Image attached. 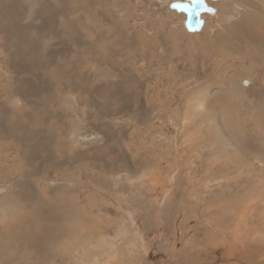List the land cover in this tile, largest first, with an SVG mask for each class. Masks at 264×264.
<instances>
[{"label":"rangeland","instance_id":"1","mask_svg":"<svg viewBox=\"0 0 264 264\" xmlns=\"http://www.w3.org/2000/svg\"><path fill=\"white\" fill-rule=\"evenodd\" d=\"M47 1H0L25 42L36 7L54 39L39 55L65 54L59 83L28 75L53 98L30 99L46 109L41 159L28 167V144L0 136L15 169L0 178V264H264V0H204L193 33L175 8L191 0ZM6 45L0 91L8 80L6 107L23 116L33 105L14 87L29 78Z\"/></svg>","mask_w":264,"mask_h":264},{"label":"bare ground","instance_id":"2","mask_svg":"<svg viewBox=\"0 0 264 264\" xmlns=\"http://www.w3.org/2000/svg\"><path fill=\"white\" fill-rule=\"evenodd\" d=\"M1 1V0H0ZM51 2H55L56 0H48V5ZM215 1V0H214ZM46 2V3H47ZM44 3V4H46ZM1 4V3H0ZM56 4V3H55ZM176 4V3H175ZM197 5H201V8H195V6ZM256 5V4H255ZM257 6V5H256ZM178 10H180L181 12H183L185 14L186 20H185V29H187L190 33H193V31H196L200 28V25L202 23V16L200 14L207 12L209 9L207 8V6L205 5V2L203 0V2H198V0H191L189 3H183L181 2L180 4H177L176 7ZM260 10V9H259ZM36 7H33V10H29L27 12L26 18L25 20L27 21H31L29 22L31 25V29L33 30L32 35H28V39H30V41H28V39H26L27 42H29L28 44H26L27 42L21 40L22 36L19 35V33H23L22 29H21V23L18 22L19 20H13L9 17V13L8 11H0V37L1 39H3V41L7 42L6 45V52L8 51V56H9V62L8 64L18 73L17 75H28L29 74H34L36 71L37 72H41L42 70L44 71H51L54 74V81L57 83H59L61 78L63 77V70L61 69L60 66V62H61V58L63 57L62 52H46L47 54H41L39 55L37 47L35 44H38L39 40L41 39V41H45L43 44L45 47H48V45H52V41H54V39L50 36V35H44L45 33H47L46 31L44 32V30H42L43 32H39L38 31V25H34L32 23H37L38 21H34L35 18V12ZM58 11V10H57ZM195 12L197 14V16H199V24L194 27L193 29L190 27L189 25V15L191 13ZM13 14H15V12L12 11ZM38 14V13H37ZM11 15V14H10ZM13 16V15H11ZM9 17V18H8ZM9 19H11L12 21H10ZM19 19V18H18ZM62 20V19H61ZM42 25V24H41ZM202 26V25H201ZM45 27V26H44ZM85 27V26H84ZM261 27V26H260ZM84 29V28H83ZM70 33L67 35L68 37H71V34H73V31H69ZM28 33V32H27ZM51 33V32H50ZM24 35V34H23ZM61 35V34H60ZM57 37V36H56ZM20 38V39H19ZM59 39V38H58ZM20 40V41H19ZM61 40V39H60ZM51 41V42H50ZM73 41V40H72ZM71 40H69V42H72ZM2 42V40H1ZM30 44V45H29ZM48 44V45H47ZM56 44V43H55ZM79 44L81 43H70V45L72 47H74L75 45L78 47H83L80 46ZM110 44V43H109ZM33 46V47H32ZM57 46V45H56ZM29 47H31V49H29ZM5 52V53H6ZM69 52V51H68ZM35 55V56H34ZM257 55V54H256ZM27 58V59H25ZM7 59V58H6ZM5 59V60H6ZM6 60V62L8 61ZM20 63L22 64V66L20 65ZM7 64V63H6ZM14 64L16 66H14ZM66 65V63H64ZM71 64H69L70 67ZM264 65V64H263ZM8 70L11 69L9 66ZM5 68V67H4ZM12 69V70H13ZM9 70V71H12ZM13 71V72H15ZM76 72V71H75ZM74 72V73H75ZM10 73V72H9ZM77 73V72H76ZM13 75V74H12ZM41 75V74H40ZM44 75V74H43ZM7 76V75H5ZM16 76V75H15ZM26 77V76H25ZM31 77V76H30ZM28 77L29 79H23L22 77H16V82H15V87L14 90L16 91V93L19 95L20 98L22 99H40L42 94L44 92L49 93V96H47V100L49 101L52 97L51 94L49 92L48 89V81H44L43 78L45 76H43V78H39L38 76H36L34 79ZM41 77V76H40ZM49 77V76H48ZM80 77V75L78 74H74L72 77H69V79H71V83L74 84L73 87L75 88V91H77V88H79L82 83L80 81V83L76 82V79ZM19 78H22L21 80ZM7 79V77H6ZM41 79V80H39ZM48 79V78H47ZM81 79V78H80ZM5 80V79H3ZM2 81V79L0 80ZM50 82V81H49ZM9 84L8 80L2 82V86H3V90L0 91V136L4 135V138H7V140L14 142L16 147L19 146H23L26 147L28 144V155H23L22 153H20V156H22V161L25 162V164L28 167H33L34 161H36L37 159H41L40 157L37 158L38 156V149L37 147L35 148L34 146L36 145L34 142L36 140H38L39 142L43 143L45 142V140L43 139L42 141L40 139L41 135H43V132L41 131L42 129H39L40 127H43L45 125V123H47V117L45 116L46 114V109L45 108H41L40 106H37L38 104H32L33 101H31V105H33V108H31L30 112L25 114V115H18L21 114L20 112L17 113L16 111H14L13 109L6 107L7 105V98L10 95V89H9ZM54 85V84H53ZM47 86V89H46ZM11 88V86H10ZM113 88V87H111ZM113 90V89H112ZM115 90V89H114ZM117 90V89H116ZM115 90V91H116ZM13 91V90H12ZM114 91V93H116ZM110 92V91H109ZM112 93V92H111ZM13 94V93H12ZM118 94V93H117ZM122 94V93H121ZM127 94V93H126ZM119 95V94H118ZM115 97V96H114ZM119 97V96H117ZM10 98V97H9ZM110 98V97H109ZM53 99V98H52ZM111 99V98H110ZM109 99V100H110ZM116 99V98H114ZM16 100V99H15ZM125 100V99H124ZM10 101V100H9ZM14 101V100H13ZM120 102V101H119ZM128 102V101H127ZM17 103V102H16ZM125 103V102H124ZM18 104V103H17ZM15 105V104H14ZM146 105V104H145ZM145 105H143L145 107ZM126 106V105H125ZM129 106V105H128ZM19 107V106H18ZM124 108V107H122ZM18 109V108H17ZM26 109V108H25ZM24 110V109H23ZM19 111V110H18ZM126 111V110H125ZM22 112V111H21ZM26 112V111H25ZM45 116V117H44ZM21 119V123H19V120ZM25 127L28 129L29 132H31V137L30 138H21L19 135H15L16 130L20 127ZM39 127L38 130L40 132H38L37 130H35L34 128ZM21 128V127H20ZM30 129V130H29ZM47 129V128H46ZM52 131V130H51ZM28 132V133H29ZM95 137H86V141L87 142H92V140L94 141ZM35 140V141H34ZM47 142V140H46ZM8 145V144H7ZM52 145V144H51ZM2 146V145H1ZM12 146V145H11ZM6 147V146H4ZM2 146V148H4ZM9 148V147H6ZM54 148V147H53ZM10 149V148H9ZM15 149V148H14ZM3 150V149H2ZM61 150V149H60ZM67 150V148H66ZM20 151V150H19ZM18 151V152H19ZM14 152V151H13ZM4 153V152H3ZM7 153V152H6ZM5 154V153H4ZM3 154V160L4 158L9 159V157H7L6 155L4 156ZM18 154V153H17ZM47 157V156H46ZM82 157V156H81ZM5 159V160H6ZM256 159V158H255ZM43 160V159H42ZM81 160V159H80ZM19 160H16V162H18ZM14 162V161H13ZM15 162V163H16ZM47 167H49L50 169H52L55 172H61V171H67L71 168H74L73 165L66 163L65 166L61 165V166H54L51 162L47 161ZM76 163V161H74ZM5 164L8 165V167H4V163L2 161L1 155H0V178H6L7 176H10V174H14L15 173V169H14V164L12 163V160L10 161V163H6ZM18 164V163H17ZM3 165V167H2ZM58 165V164H57ZM67 165H69L67 167ZM146 166V165H145ZM16 167V165H15ZM23 168V167H22ZM37 168V167H36ZM28 169V168H27ZM24 170V169H23ZM34 170V169H31ZM146 170V169H145ZM14 171V173H13ZM51 171V170H50ZM17 172V171H16ZM21 172V171H20ZM38 172V171H36ZM54 172V173H55ZM27 173V172H26ZM30 175H34V172H31ZM20 176V175H19ZM37 177V175H36ZM35 178V177H33ZM25 179V178H24ZM23 179V180H24ZM19 182V181H18ZM23 182H27V181H23ZM21 183V182H20ZM150 184V183H149ZM27 185V184H25ZM151 185V184H150ZM23 187V184H17L16 188L18 190H20ZM28 187V186H27ZM26 187H23V189H25ZM26 191V190H25ZM15 197L13 196V199ZM9 200L12 199L11 198H7ZM21 199V198H20ZM23 199V198H22ZM8 202V201H6ZM0 214L3 213L4 211V205L2 202H0ZM63 219V218H62ZM70 227H67V230ZM62 233V232H61ZM85 234V233H84ZM64 236V235H63ZM85 237V236H84ZM63 238V237H62ZM59 239V238H58ZM63 240V239H62ZM58 241V240H57ZM59 242V241H58ZM80 243V242H79ZM79 243H77V245H80ZM82 246V245H81ZM83 247V246H82ZM57 248V247H56ZM55 248V250H56ZM68 250V249H67ZM61 255V254H60ZM63 255V254H62ZM59 256V255H58ZM64 257V256H62ZM62 259V258H61ZM64 259V258H63Z\"/></svg>","mask_w":264,"mask_h":264},{"label":"water","instance_id":"3","mask_svg":"<svg viewBox=\"0 0 264 264\" xmlns=\"http://www.w3.org/2000/svg\"><path fill=\"white\" fill-rule=\"evenodd\" d=\"M195 8H201V5H197L195 6ZM190 19H189V25L190 27L193 29L194 27H196L199 24V16H197V14L195 12L191 13L189 15Z\"/></svg>","mask_w":264,"mask_h":264},{"label":"snow or ice","instance_id":"4","mask_svg":"<svg viewBox=\"0 0 264 264\" xmlns=\"http://www.w3.org/2000/svg\"><path fill=\"white\" fill-rule=\"evenodd\" d=\"M198 2H201V3H202V2H203V0H198Z\"/></svg>","mask_w":264,"mask_h":264}]
</instances>
